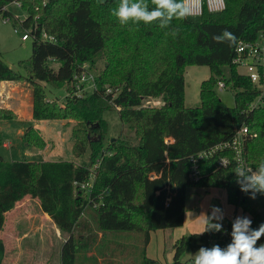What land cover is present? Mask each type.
Instances as JSON below:
<instances>
[{"label": "trees", "instance_id": "trees-1", "mask_svg": "<svg viewBox=\"0 0 264 264\" xmlns=\"http://www.w3.org/2000/svg\"><path fill=\"white\" fill-rule=\"evenodd\" d=\"M12 1L0 0V13L30 30L31 54L19 62L23 73L0 58V80L25 81L31 86L33 119L77 120L71 130L72 154L80 156L89 148L90 155L88 165L72 160L6 161L0 155V231L4 214L30 196L38 198L41 210L67 234L60 250L61 264H75L76 254L98 244L107 231H139L143 235L139 264H162L145 255L150 231L183 224L189 186L223 187L227 202L249 215L253 229L264 223V195L257 193L253 200L251 193L240 190L229 149L198 159L201 176L196 181L189 177L191 156L231 140L235 128L244 123L254 133L245 142L246 166L255 170L264 160V109H249L257 95L256 86L232 63L239 40L255 41L264 32V0H225L221 11L210 12L204 7L200 16L173 20L172 27L179 28L175 38L166 36L167 29L157 23L130 22L127 26L143 29L144 42L157 50L145 51V56L135 54L117 83L93 73L94 88L79 96L74 76L102 57L106 36L119 24L111 15L119 0H20L27 13L22 19L8 9L1 10ZM147 2L153 6L151 0ZM225 29L237 37L232 46L213 40ZM42 30L54 40L43 38ZM192 64L208 65L210 76L200 84V104L188 107L184 104L183 72L185 65ZM221 66L229 67L227 77ZM260 71L264 75V67ZM219 81L234 89L233 106L218 98L215 85ZM43 82L65 87V103L48 100ZM154 97L161 99L158 106L143 105L144 98ZM112 109L118 111L121 124L135 133V143L105 137L108 123L104 114ZM14 116L12 111L0 109V119ZM34 128L28 126L24 138L36 145L28 140ZM1 139L0 132V145ZM223 155L231 162L218 166ZM232 222H219L223 232L199 234L203 227L177 238L173 264H191L192 256L181 261L186 249L197 252L201 246L214 244L224 248L231 242ZM260 244L264 237L256 246ZM4 253L0 237V264Z\"/></svg>", "mask_w": 264, "mask_h": 264}, {"label": "rangeland", "instance_id": "rangeland-1", "mask_svg": "<svg viewBox=\"0 0 264 264\" xmlns=\"http://www.w3.org/2000/svg\"><path fill=\"white\" fill-rule=\"evenodd\" d=\"M7 9L20 19L26 16V12L15 2L8 4ZM15 28L17 31H15ZM25 30L12 17L8 21H3L0 13V58L11 68L22 73L25 71L19 62L25 61L30 57L32 45L31 37L26 40L21 39V35ZM143 31V29L134 26L114 25L108 36H106L105 47L101 52L102 57L95 60L91 68L85 66L88 68V72L101 75L106 81L117 83L120 76L128 68L130 61L135 58V54H143L145 56V51L157 50L158 47H152L144 42L145 35ZM158 34L161 36L160 33ZM161 40L163 41L162 37ZM165 53H167V50ZM159 62L152 63V67H155V64ZM237 69L240 72H245L244 66H237ZM221 70L222 75L227 77L229 67L221 66ZM183 76L185 82L184 104L188 107L198 106L200 104V84L203 80L209 78L210 68L208 65H185ZM42 84L48 100H56L61 105L65 103L67 98L65 87L56 88L46 82ZM215 92L225 105H234V89L232 87L225 86L221 88L216 84ZM160 102V97L144 98L143 105L154 107L158 106ZM104 118L108 123V131L105 133V137L122 139L132 143L137 141L135 133L126 124H121L117 110L106 111ZM77 124L78 121L75 119L0 120V129L4 132L1 143H9L8 147L0 145V155L6 161H13V159L40 161L42 158L47 157L52 158L54 161L72 160L78 164L88 165L89 148L80 156L74 157L72 154L74 140L71 130ZM23 125L25 127L27 125L37 126L34 128L35 132L29 135V139L27 138L35 141L36 145L27 144L25 138V141H23L21 137L15 135L16 129ZM81 126L83 127L82 124ZM84 130H87V127H84ZM38 149H45L47 152L41 153ZM28 200L26 201L29 206V212L27 213L32 214L31 218L36 221L35 224L37 226L38 215L36 209L38 208L34 207L36 205L35 201ZM213 207L219 208L224 217L222 221L214 222L234 221L238 216L249 218L247 213H242L240 207H235L227 202L225 188L189 186L186 190V217L184 224L175 227L179 229L166 228L150 231V239L144 250L145 255L159 260L162 264H173L172 248L175 237L202 231L205 215L210 216ZM22 208L25 207H19L17 212ZM19 218L24 219L27 217L26 214H22ZM9 219H7L6 227L2 228L0 232V237L5 245L4 258L1 264H14L12 260L14 255L18 256L19 262L22 261L24 264H46L47 259H49L50 263L55 264L60 260V250L67 237L66 233L61 232L57 228L60 233V236H58L55 228H47L46 225L43 228H31L29 224H25L20 219L17 228H8L10 226ZM102 236L101 239H98V244L93 245L89 249L80 250L76 254L77 264H88L86 262V257L88 256L103 259V264H139L143 246L142 233L139 231H107ZM16 251L18 255H16ZM195 253L186 249L181 261Z\"/></svg>", "mask_w": 264, "mask_h": 264}, {"label": "clouds", "instance_id": "clouds-1", "mask_svg": "<svg viewBox=\"0 0 264 264\" xmlns=\"http://www.w3.org/2000/svg\"><path fill=\"white\" fill-rule=\"evenodd\" d=\"M153 6H149L147 0H119L118 5L111 10L121 26H127L130 22L138 25L157 23L161 29H167L166 36L173 38L179 35V28H173V20H184L192 15V9L187 0H151ZM217 43H228L230 46L237 42V37L223 30L214 35ZM236 183L244 193H251L250 198L256 199V194L264 195V160H261L255 170L241 162L233 171ZM223 214L219 208L213 207L210 216L205 215L204 232H223ZM252 220L248 217H236L232 222L231 242L224 248L214 244L210 248L201 246L192 255L191 264H264V244L258 247L257 242L264 237V223L258 228L251 227Z\"/></svg>", "mask_w": 264, "mask_h": 264}, {"label": "built area", "instance_id": "built-area-1", "mask_svg": "<svg viewBox=\"0 0 264 264\" xmlns=\"http://www.w3.org/2000/svg\"><path fill=\"white\" fill-rule=\"evenodd\" d=\"M12 2L17 3L22 7L20 0ZM187 3L192 9V15H190V17L200 16L204 7L210 12H218L226 7L225 0H187ZM8 4L1 6V10H6ZM37 9L38 7L36 6L35 10ZM2 20L8 21L9 17L2 15ZM15 31H17L16 28ZM41 35L45 39L54 40V37L49 35L44 30H42ZM30 36V30L26 29L21 35V39L26 40L30 38ZM232 63L236 66H244V74L247 75L251 82L256 86L257 95L254 100L248 104L249 109H264V79H262V76L264 75H262V72L260 71V69L264 67V32H261L259 38L255 41L239 40L235 48V56L232 59ZM94 77L95 76L86 69L80 72V74H76L74 76L75 93L79 96L82 95L85 90L93 89L95 86ZM217 85L221 88L226 86L223 81H219ZM253 135L254 133L252 134L249 131L247 124H240L235 128L234 135L231 140L218 143L209 149L200 151L196 156H191V165L189 169L190 179L196 181L201 176L199 165L197 163L198 159L203 158L204 156H209L216 150L227 148L231 151L230 153L233 156V161L236 166H238L241 162L245 164V142L248 137ZM230 162V157L223 155L218 160V166H227ZM81 187H84V185L82 184Z\"/></svg>", "mask_w": 264, "mask_h": 264}, {"label": "crops", "instance_id": "crops-1", "mask_svg": "<svg viewBox=\"0 0 264 264\" xmlns=\"http://www.w3.org/2000/svg\"><path fill=\"white\" fill-rule=\"evenodd\" d=\"M0 109L12 111L15 116L14 118H10V119L32 120L33 118H32V88L31 86L25 81L0 80ZM0 120H8V119H0ZM28 126L30 125H27L26 127L24 125L22 127L21 126L18 127L15 131V135L21 137V139L25 141L24 133ZM31 126L37 127L35 125H31ZM0 132L2 136L4 133L3 130L0 129ZM1 146L8 147L9 143L3 142L1 143ZM38 150L41 153L47 152V150L45 149L43 150L38 149ZM13 161L15 160L13 159ZM25 161H28V160H25ZM30 161H33V160H30ZM40 161H54V160L52 158L44 157ZM35 162H39V160ZM29 197L25 196L19 201H17L14 207L4 214V225L2 228L6 227L7 219H9L10 217L9 219L10 226L8 228H17L19 226L18 223L20 219V221L24 222L25 224H29L31 228H43L45 225L47 226V228H55L56 235L60 236V233L58 232V229H57L58 228L57 225L52 221V219L49 217L47 213L41 210L38 198H33V197L29 198ZM28 199L35 201L36 205H34V207L38 208L36 209L37 215H38V218H37L38 225L37 226L35 224L36 221H33V219L31 218L32 214L27 213L29 212V206L26 203ZM22 206L25 208H22L21 210H19V212H17L19 207H22ZM18 213L21 215L26 214L27 218H24V219L19 218L21 215H19ZM185 217H186V210L184 213V220H185ZM184 222L185 221H183V224ZM174 229H179V228H174ZM178 236L179 235L175 237L174 241L177 238H179ZM16 253H17L16 255H18L17 251ZM172 256H173V253H172ZM12 260L14 261V264H24L22 263V261L19 262L20 260L18 256L14 255V258ZM102 261L103 259L101 258H96V260L86 259V262H88V264H92V262L93 264H103ZM46 264H52V263H50L49 259H47ZM55 264H61V260H59ZM75 264H77V260L75 261Z\"/></svg>", "mask_w": 264, "mask_h": 264}]
</instances>
